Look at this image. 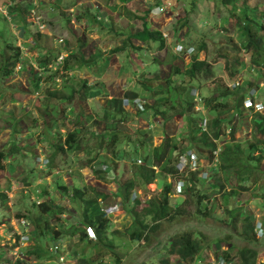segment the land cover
Masks as SVG:
<instances>
[{
    "label": "trees",
    "instance_id": "1",
    "mask_svg": "<svg viewBox=\"0 0 264 264\" xmlns=\"http://www.w3.org/2000/svg\"><path fill=\"white\" fill-rule=\"evenodd\" d=\"M110 1L111 0H106L102 4H109ZM120 1L124 4L127 0H118L114 5L116 10H120L121 8ZM43 2L44 3L40 0H21L10 7L13 15L21 21L25 32H28L26 27H29L34 23L32 22L28 24L27 14H31L32 10L43 8L45 4L48 3L45 1ZM222 2L232 10L231 16L228 17L229 20H231V18L233 19L232 22H230L231 25L229 30H239L240 33L238 36L240 40L242 39L240 44L251 54V65L264 64V3L262 4L260 0H257L255 5L250 3L252 0H223ZM78 3L79 1L74 2V4L65 8H70ZM128 3H132V1H128L127 4ZM37 4L40 5L37 6ZM85 5H87V2L81 0L80 9L83 10L82 13H84L85 10L86 12H90L89 9L91 8L85 7ZM118 5L119 7H117ZM252 6H254L255 9L253 12L251 11ZM150 10L151 9L145 11V14H143L145 16L139 15L140 20L143 22L141 29L131 33H117V45L113 48V52L115 53L122 50H129V60L131 62H133V60L141 59V51L144 49L143 47H145L144 44H147L148 46L151 42L158 43V51H162L166 48L163 57L159 58L157 56L153 59V66L156 65L154 66V70L145 69L142 71L141 80L145 78V82L151 80L165 81V85L162 84L160 85L161 87L152 89V96L146 98V107L144 111H141L138 107L126 106L124 104V98L132 99L142 95L140 91L141 89L151 90V86L146 85L144 81L140 82L138 88L124 89V85H120V90H118L117 94L112 98L107 97V95H109V89L107 87L104 90L102 87L98 88L95 85H89L90 82L99 81V75L96 73L95 69L99 68L100 64L104 67L105 64L103 62H108L109 58H101L103 56L102 51H98L96 54H86L85 47L87 43L85 40L87 34L84 26H82L83 31L80 32L77 37L75 28L73 25H70V30L78 38L80 43L76 47H66L65 51L68 55L65 57L64 62L59 69L63 71L62 77H66L67 79L65 80L70 81H66V83L69 84L70 90L67 92H61L59 89L53 88V91L48 89V91L44 92L43 96L35 97L36 100H39L35 106L39 111L44 124L46 122V124L48 123L51 126V124L60 119H64V113L62 111H57V114L60 112V118L53 117V108L56 106L52 101L53 97H58L60 101L62 100V102H66L70 112L75 113L74 119L69 121L68 126H75L77 128L68 133L72 138L67 142V145H69V148L73 149L74 152L84 151L94 142L96 145L92 147V149L94 150V153L95 150L97 153L89 158V162L91 163L96 159L98 163L107 162L110 166L108 170H103L101 168L95 169V178L97 176L101 180H117L118 176L114 175V172L111 170H117L118 162L124 157V153H126V157L131 160L129 166L133 169V175L124 183L119 182L120 185L116 191L110 192H108V189L106 190L103 183L100 182H97L93 186H91L92 184L90 186H78L76 183H71L73 185L71 187L67 184L60 185V188L64 189V191L70 195V203L73 202L74 204L82 206L83 210L80 222L67 227L68 224L65 225L64 219H62L63 221L60 224L61 229H51L48 217L58 216L59 219L62 218L60 217V214L66 213L65 210L67 205H60L53 201L50 203L47 201L40 202L36 213L28 211V219L35 224L34 233L36 235V243L26 249L25 258L18 257L13 264H31L29 262L30 258L37 260L38 263L36 264H43L45 261L53 262L59 259L60 255L57 254L59 252L49 249V246L47 248L48 238L52 240L49 233L50 231H54L56 236H59L63 232L66 233L69 228L73 229V236L76 235V241L73 242H76L77 244L83 242L92 247V253L87 256L84 253L85 250L83 252V248L81 249V255L76 264H104L105 262L102 257L107 255L109 251L112 252L115 247V241L110 239L111 236L108 234L110 219L104 211H99V208L94 215L91 213V209H93L95 204L98 205V199L100 197L110 199L113 195L122 197V202L125 204V209L128 211L132 223L130 226L126 227L124 232H121L117 228L112 234L116 233L121 234L122 236L128 234L133 240L148 239L150 232L157 231L161 222L165 219L176 220L180 216H185L187 212L186 208L191 201H195L198 205V214L206 216L211 215L212 212L216 214H225L226 221L230 225L229 228H231L232 231L231 233H226L225 239L219 241L220 243L223 242L230 244V250L227 248L222 250L219 249L217 247L219 241L215 239V237H209L202 230H199V228H190L188 231V228H185L182 231L178 230L167 234L166 237L169 247L167 253L160 259L161 264H213L205 263V257H201L202 249L207 245L211 246L215 251L217 261H215L214 264H230L235 258L237 259L236 264H257V255L260 251L257 250L256 247L253 248L251 245L264 244V234L262 237L256 235L255 228L257 217L251 211L246 213L241 212L244 210L241 209L242 205L237 204L238 206L234 208L229 207L228 204L231 202L227 196H234L238 191L234 187L230 191H227L225 184L221 182L219 174L220 172L225 173L226 181L230 184L232 174L239 176V181L247 180L252 177L254 183L264 178V168L261 166V162L264 159L263 113H255V117H253L251 124V126L254 127V134L252 138L246 140V143L238 141L235 138V130L239 125L237 124L233 126L230 124L234 129L230 130L228 133L230 140L228 139L227 145L224 146L220 153V163L219 166L215 168V173H212L207 181H198L196 172H190L189 181L192 182V186L185 187L184 189V193L188 196L187 198H184L180 202L176 196L170 197V193L174 192L172 182L165 181L161 196L148 199L146 201L147 204L141 209L137 208L139 201H137V204L134 206L128 205L133 202L132 193L136 188L145 187L147 184L155 181L157 173L154 166H160L163 161L167 160V165H163V167L168 173H171L172 175L182 174L176 165H168L169 159H167V155L170 151H178L179 154L182 155L189 150V148H195L197 149V152L203 156H205L204 153L207 152L205 157L208 159V162H211L213 160L212 153L213 150L217 148V144L227 140L226 138L228 137L225 136L227 135L228 123L223 125L225 117L229 115V112L235 110V117L239 119H237L238 122L240 123L243 121L242 117L244 116V112L242 105L248 94H250L248 91L239 94V87H233V89L230 87V89L224 83L217 84L216 89L211 91L210 96L203 95L204 105L208 108L210 111L209 114L212 115V117L205 125L207 130H202L203 126L201 121L203 118L199 114V111H196V103H194L190 96L189 87L194 86L198 89V87H201V82L198 81L201 76L204 78H210L214 74L213 69L211 68V63L207 59L208 45L204 42L198 45L196 44L195 47L202 54H199V51H197L194 55L185 54L182 57L185 61L190 63L189 65H186L185 69L180 68L178 65H174L173 63L179 55L171 52L167 38L163 36L161 30L149 25L148 20L150 18ZM101 14L104 18L99 21V25L105 30L113 29L115 22L111 18L107 19V15H109L108 11L102 10ZM80 17L81 16L78 18ZM164 17L165 15L155 17V20L159 23ZM128 18L129 20L138 19V17L133 18L131 15H128ZM92 21H97V18L93 16ZM184 26L185 24L181 22L180 27H182L181 33L183 35L179 30L172 31L175 42L184 38ZM187 32L188 31H186V33ZM81 35H83V37ZM45 37H47V35L43 34L41 30H37V32L34 33V44L29 45V49L33 48L32 50L38 47V55L39 58H41L40 66H47L50 64L56 53L55 51H53V53L47 51L48 48L40 42V39H44ZM183 42L186 43L185 40H183ZM3 46L2 50H0V54L2 55L0 61V79L3 78L7 82L11 80L17 64H24L25 59H27L28 64L29 60L26 56H23L21 47L13 41L6 40ZM63 46L65 47L67 45L64 44ZM232 46L233 51H235L236 54H239L242 49L239 43H234ZM201 55H203V57H201ZM222 57L225 59L229 79L240 80L242 81L241 84L244 85L246 80L241 77V72L243 68L247 66L246 62L240 56H234V59H230L228 55H222ZM103 59L105 61H102ZM161 64L164 65V74L158 70ZM153 66H149V68ZM82 71L86 74L82 75ZM30 73L29 77H31V85L27 87L23 81H19V85L21 88L30 90V93L35 95L36 90L40 88V76L43 75H41V71H36L32 66L30 67ZM79 82H81L82 89H78L77 84ZM12 86L15 87L16 84ZM107 89L108 91H106ZM81 90L85 91L81 92ZM79 92H81L80 94H83L82 99H80L79 102L77 101V103L75 102V99H77L75 95ZM231 97L234 99L232 104L228 102V98ZM90 99L92 100L90 101ZM72 102L77 103L81 107V110H74ZM12 112H15L14 110H10V113L13 116ZM174 115L179 116L181 122H185L188 128L186 137H183L185 135L181 133L179 135H170L167 133L166 127ZM130 116H136L138 118L139 123L138 127H136L137 132H141L144 135V139H146V141L148 139L150 144H152L153 141V138L150 140V138L153 137L152 130L148 129L149 123H151L150 118L158 122L166 133L164 140L160 145L146 146L147 149L145 148V150L147 154L143 158L140 157L141 155L138 152H124L121 149L123 142L128 144V147H131L132 149L134 146L130 144L137 145V142H139L137 139L133 141V138L131 137L133 134L130 130H122V126H119L120 122L124 124L128 121L131 118ZM21 119L24 118H19L17 120L14 119V125ZM232 120L234 121V118ZM10 121L12 122L13 120L11 119ZM35 121H37V119H35ZM90 122H92V128L90 131H84V135L78 137L81 133L80 125L83 124L84 126ZM14 125L12 126L11 124V128H9V133L12 139L10 142V149L8 151L5 149L3 151L2 148L0 149V176L4 175L3 169L5 166H13V168L9 169L10 174H12L13 171L16 172V170L20 169L21 163L19 162V156L24 157L25 155L23 153L25 146L18 140L16 134L18 131V124L15 127ZM26 130L27 128L25 131ZM56 136L57 134L52 141L49 140L50 145L54 146L57 151L65 152L66 144L62 142L61 137L56 138ZM141 143L142 141L139 142V144ZM243 144H245V147H242ZM103 149H106L108 153L103 155L100 152V150ZM255 149L259 150V153L256 155L254 152ZM89 154L91 155L92 153L90 152ZM138 159H141L140 163L138 162ZM4 161L5 165H3ZM17 161L19 163H17ZM262 165L264 166V162ZM39 174L40 177H42L44 172ZM259 174H263V176ZM6 176L9 177L8 174ZM13 179L22 185L26 184L25 182L31 183L27 176L24 177L27 181L19 180V177H14ZM201 183L204 185L211 184V187H213V184L214 186H220V189L218 190H220L224 202H212V207H202V203L207 200L208 194L201 193V190L198 188ZM70 188H72L71 191ZM240 188L247 189L248 187L240 185ZM0 190V200L5 202L8 199L7 192L3 188H0ZM260 196H264V194ZM175 197L177 198V201ZM181 203L184 205H180ZM24 216L25 215L19 213L17 214L18 218ZM216 217L218 218L219 216L217 215ZM219 219L223 221V223L225 222V217L221 216ZM87 225H92L95 228L97 233L96 239L89 238L86 234L85 227ZM235 232L241 239L245 240L247 244L239 247L235 252H232L236 244L230 242L227 238L234 236ZM207 237L208 240H206ZM57 238L58 237H54L53 239L56 240ZM205 243H207L206 246ZM234 249H236V247ZM173 256L178 257V259L172 263L171 257ZM11 261V259L7 260V263H10ZM144 261L145 259L137 262V264H142ZM114 262L120 264L122 263V259H115Z\"/></svg>",
    "mask_w": 264,
    "mask_h": 264
},
{
    "label": "rangeland",
    "instance_id": "2",
    "mask_svg": "<svg viewBox=\"0 0 264 264\" xmlns=\"http://www.w3.org/2000/svg\"><path fill=\"white\" fill-rule=\"evenodd\" d=\"M8 1L12 2L11 4H14L21 0ZM46 1L51 3L50 5L45 4L41 11L44 17L43 34H47V37H45L44 39H40V42L48 48L47 51H51L52 53L53 51H55L56 53L53 58H56V56H58L60 52L59 46H56L58 40V37L56 36H63L66 38L67 46H65L64 49L69 46L76 47L80 43L77 37L78 34L83 31V23L85 21L89 22V24L86 25L88 29L85 30L87 34V38L85 40V42L87 43L85 47L86 54H96L98 53V51H102L103 56L101 58H109L108 62L104 59L102 60L105 61L103 62L105 64L104 67L100 64L99 68L95 69L96 73L99 75V81H94L92 82V84L96 85V87L98 88L102 87L104 88V90L107 87L110 91L108 92L109 95L107 96H109L110 98L117 94V91L120 90V85H124V89H131L133 87L138 88L140 82H145L146 80L145 78L141 80L142 71L138 70H143V68L154 70V66L156 65L153 66V59L157 56L159 58L163 57V54L166 51V48H164L162 51H158V43L155 42H151L148 46L147 44H144L145 47H143L144 49L141 51V59H137L135 61L133 60V62L129 60V50H122L116 53L113 52V48L115 47V45H117V33H131L141 29L143 26V22L142 20H140L139 15H143L146 10L151 9V21L149 22V25L154 28H157L155 26L157 25L165 33H167L166 37H168V43L171 52L179 53V57L176 58L175 62L173 63L174 65H178L180 68L185 69L186 65L190 64L188 61H185L182 58L184 56L182 52L176 51L177 48L175 47V41L173 38L172 31L179 30L181 33V22L185 24V26L183 27V31H185L183 40H185L187 45L194 47L192 53L188 55H194V53L199 51L198 49H195L196 44L198 45L204 42L208 45L207 59L211 63V68L213 69L214 74L210 78H204L201 76L198 79V81L201 82V87H198V89H196L194 86L189 87L190 96L192 97L194 103H196V111H199L201 116H207L208 119L212 117V115L209 114L210 111L208 110V108H203V95L210 96L211 91L216 89L217 84L224 83L225 85H227L228 82L232 81L228 77L225 59L222 57V55H228L230 59H234V56H240L246 62L247 66L244 67L241 72V77L245 79L246 82L244 83V85L239 86L238 93L242 94L245 91L254 93L257 95L258 101L264 102V64L251 65V54L244 49L243 45L240 44L242 39H239V30H229L231 25L230 22H232L233 19L231 18V20H229L228 17L231 16L232 10L222 2L223 0H127L124 4L121 1L119 2L121 5L120 10H116L114 8V5L118 0H111L109 4L106 5L102 4L106 0H85L87 2V5H85V7L91 9H89L90 12H86L85 10L84 13H82L83 10L80 9L81 0ZM78 1L79 3L75 4V7L72 8L74 9V17L70 19L68 14L70 13L71 9L63 8ZM128 1H132V3L127 4ZM256 1L257 0H252V2L250 3L255 5ZM260 2L263 4L264 0H260ZM1 5H3V3H0V50H2V48L4 47L3 44L6 40L13 41L17 45H23V53L25 55H29V57H27L28 59H33L32 62L34 65L30 61L29 63L32 64L35 70L37 69L41 71V75H43L40 76V91L36 93V95H30L31 93L24 91L26 89L21 88V86L19 85V81H23L27 87L31 85V77H29L30 73L27 70L14 73L13 75L16 78H12L5 84L4 81L6 80L3 78L0 79V93L4 88V94L3 96H0V98L3 97L2 101H4L5 106L9 105L10 110H14L15 112H12V116L10 112H8V114H5L7 112L2 113V110L0 109V149L2 148L3 151L4 149L6 151L10 149V142L12 139L9 133V128H11V124L12 126L14 125V119H19L17 117L21 116V118H24L19 120L21 122L18 121L14 125L15 127L18 124V131L16 133L17 138L22 142V145L25 146V149L23 150V153L25 154L24 157L19 156L21 168L16 170V172L13 171L12 174H10L9 169L13 168V166H3L4 175L0 176V188L6 190L8 195V199L5 202H2L0 200V264H13L16 261V257L20 255L21 250H16V246L12 245V243L10 242L9 237L11 232L9 231L11 228H17L16 225L17 221L19 220V218L17 217L18 213L21 215H25L24 217L27 218V220L31 223L30 228L34 229L35 224L28 219V211H30L31 213H36L38 204L44 201H47L48 203L53 201L59 203L60 205L66 204V213L60 214V217L62 218L59 219L58 216H50L48 217L49 223L51 225V229H61L60 224L63 221L62 219H64V224H68L67 227H69L70 225L73 226L74 223L80 222L82 218L83 208L79 204H74L72 201V203H70V195H68V193L65 192L64 189L60 188V185H72L71 183H76L78 186L86 184H92L91 186H93L97 182H100L103 183L106 190L108 189V192L116 191L120 183H124L133 175V169L131 166H129L131 160L128 159L126 157V153H124V157L121 158V161L118 162L117 165L119 173V176L117 175V180H101L97 176L96 178H94L93 173L87 168L86 165L89 163V158L97 153L96 150L94 153V150L92 149V147H94L96 144L94 142L91 143L90 147L84 151L74 152L73 149L69 148L67 142L71 140L72 136H69L68 133L72 131V127H69L68 123L71 119H74L75 113H71L69 108L67 107V103L64 101L62 102V100L60 101L58 97L52 98L53 103L56 104V106L54 107L55 109L53 108L54 113H52L53 117L60 118V112L57 114V111H62L64 113V119L62 120V123L51 124V127L48 123H43L42 117L40 116L39 111L35 106L39 100H36L35 97L43 96L45 91H48V89L53 91V88H57L61 92H67L70 90V87L69 84L66 83V81H70L65 80L67 79L66 77H62L63 71L59 70L62 65L58 69L49 67V65L47 67H41V58H39L37 50L38 47L34 50H32V48V53H30L31 50H29L25 46H29L31 45V43H34L33 37L34 33L37 32V26L34 25L32 28H30V31H28V33H25L23 30H21L22 26L20 21H18V18L13 16V20H11L10 22V19L7 20L4 18V16H2V13L5 14V8ZM167 5L168 8L166 9L165 17L160 20L159 23H157L154 17L158 14L159 7H165ZM117 7H119V5ZM102 10H107L109 13L108 18H111L115 22L113 29L105 30L102 26L98 27L97 21H92L93 16L96 17L95 13L101 12ZM253 10H255L254 6L251 7L252 12ZM77 12L79 13L78 17L81 16L80 18L76 17ZM31 14L32 16L29 18V20L32 19L38 22L39 20L36 18V14ZM128 15H131L133 18L138 17V19L129 20ZM29 20L27 19L28 24L31 23ZM71 23L75 28V31L77 32V37L68 27L71 25ZM16 24H19V27H17ZM186 31L188 32L186 33ZM81 36L83 37V35ZM234 43H239L242 48L239 54H236L235 51H233L232 45ZM1 59L2 55L0 54V61ZM25 62H27V59H25ZM149 66L153 67L149 68ZM25 67L26 65H24L23 69H25ZM158 70L164 74V65L161 64ZM81 74L85 75L86 73L82 71ZM145 83L146 85L151 86V90H140V87L139 90L141 91V94L146 98L152 96V89L161 87L160 85L162 84L165 85V81L163 80H151ZM14 84H16L15 87L12 86ZM90 84L91 82L89 83V85ZM77 85L78 89H82L81 82H79ZM228 88L230 87L228 86ZM16 89L24 90L22 94H10V91H16ZM108 89L106 91H108ZM82 91L84 92L85 90H81V92ZM81 92L75 95L77 97V99H75V102H79L80 99H82L83 93L80 94ZM11 96L14 97L9 98ZM33 99L34 101H32ZM91 100L92 99H90V101ZM233 101L234 99L232 97L228 98V102L230 104H232ZM77 103H73V109L81 110V107ZM243 112V121H241L240 123L238 122L239 119L235 117L234 113L231 115L229 113L230 116L227 115L228 118L224 119L223 125L228 123L227 135H225L227 137L230 130L234 129L233 126L238 124L239 126L235 130V138L238 141H243L246 143V140L252 138L254 134V127H252L251 124L255 115H253V112H249V109H247L246 107L243 108ZM259 113L264 114V110ZM130 117L131 118L128 121H126L125 123L123 122L124 124L120 122L119 126H122V130L128 129L132 132L133 135L131 137L133 138V141L137 139V141L139 142L142 141L143 144H139V142H137L138 144L135 145L132 149L131 147L129 148L125 142H123V144L121 145V149L124 152H138L141 155L140 157L143 158L147 154L145 148L147 149L148 145H160L164 140V136L166 133L165 131H163V129V132H161V125L153 120L152 123L149 124V126L154 127H150V130H152L151 132L153 134V137L150 138V140L153 138V141L152 144H150L148 139L147 141L146 139H144V135L141 132H137L136 127L138 125V118L136 116ZM233 118L234 121L232 120ZM11 119L13 120L12 122L10 121ZM35 119H37V121H35ZM204 121H206V119H204ZM230 124L233 126H231ZM91 125L92 123H88L84 126L83 124H81V133L78 135V137L83 136L84 131H90V129L92 128ZM26 128L27 130L25 131ZM53 131H55L57 136L59 138L61 137L62 142L66 144L65 152L57 151V149L52 150L51 147L47 145L46 139L52 141L55 136L53 134ZM166 131L170 135H179L181 133L185 135L183 137H186L188 128L184 121L181 122L179 116L174 115L168 122ZM42 136L45 138L43 139ZM226 139L227 140L220 143L221 148H224V146L227 145L229 136ZM242 147H245V144H243ZM40 149H42V151ZM54 151H56V155L54 157H50V155L53 154ZM90 152L92 153L91 155L89 154ZM100 152L103 155L108 153L106 149L100 150ZM254 152L256 155L259 153V150L255 149ZM204 154L207 155V153ZM39 157L43 160L37 159ZM44 158H47L48 160L51 159L50 161H53V163H45ZM183 158L184 155H180L178 151L172 150L167 155V159H169L168 165H176V167L182 168L183 164L180 162V160ZM166 161H163L160 166L156 168V172L157 174H159L157 176V179L153 183H150L145 187L138 188L135 200H133V203L128 204L129 206L136 205V200L138 199L139 204L137 205V208L141 209L144 205L147 204L146 201L151 197L161 196L162 186L163 182H165V178L173 182L176 186L178 181L175 180L172 175H168L166 173L167 170L163 167V165H167ZM19 162L17 161V163ZM85 162H87V164ZM263 162L264 159L261 162V166L264 168V166L262 165ZM3 165H5V161ZM54 167H56L58 173H56V169ZM42 172H44V174L42 177H40L39 173ZM7 174L9 175V177L6 176ZM259 175L263 176V174ZM25 176L28 177L31 183L25 182L26 184L22 185L15 179H13L14 177H19V180L27 181L26 179H24ZM219 176L221 177V182L225 184L227 191H230L233 187L238 191L234 196H227V198H229V201L231 202L230 204H228L229 207L234 208L238 205H243L241 209L244 210L241 212L246 213L251 211L257 216L260 221H264V196H260L264 194V178L254 183L252 177L247 180L239 181L240 177L232 174L230 178V184L226 181L225 173L220 172ZM240 185L246 186L248 188L241 189ZM213 187H215L216 189L210 188L208 185H204L203 183H201L198 187L201 190L202 194H208L207 200L202 203V207L204 208L206 206L212 207V202H224V198L220 190H218L220 189V186H214L213 184ZM70 189L72 190V188ZM113 197L115 196L113 195ZM176 197L178 198V201L181 202L182 198H187L188 196L186 195L185 197H181L180 195H177ZM111 199L117 202L116 199L112 197ZM117 199L120 209L110 216L113 224H110V228H108V231L110 229V232H108V234L111 236L110 239L115 241V247L112 252L109 251L107 255H104L102 257L104 262H109L110 259L111 264H117V262H114L115 259H122V263L120 264H137V262H140L143 259H145L146 262L144 261L142 262V264H161L160 259L167 253L169 247L166 237L167 234L173 233L178 230L182 231L185 228H188L187 231L190 230V228H199V230H202L206 235L211 238L215 237V239H217L218 241L225 239V234L231 233L232 231V229L229 228L230 225L227 223L224 213L216 214L212 212V214L208 216L198 214V205L195 203V201H191V203L186 208L187 212L185 216H180L176 220L165 219L161 222L157 231L150 232L148 239L133 240V238L128 234L126 236H122L121 234L116 233L112 234V232L117 229L116 227H118L121 232H124L125 228L128 227L130 222H132L131 218H129L130 216H127L128 211L125 209V204H123L121 198L118 197ZM180 205L184 204L181 203ZM217 215L219 216L218 218L216 217ZM221 216L225 217L224 223L219 219ZM72 230V228H69L66 231L67 234L63 232L59 236H56V233L54 231H50L49 233L52 240L48 238L47 248L48 246L50 248V245L52 244L51 242H53L54 244L55 242L60 241L62 252L57 254L64 255V264L77 263L79 256L81 255L82 248L83 252L85 250L84 253L86 256L92 253L91 246H88L83 242H80L79 244L73 242L76 241V235L73 236ZM90 233L93 235V231H90ZM54 237L58 238L54 240ZM206 240H208V237L206 238ZM227 240L236 244V249H234V247L232 252H235L239 247L247 244V242L241 239L236 234V232L234 236L228 237ZM206 244L207 243H205V246ZM251 246L253 248L256 247L257 250L260 251L257 255V264H262L264 262V244H255ZM217 247L221 250L225 248L229 250L231 249L230 244H226L223 242L220 243V241ZM201 257H205V263L214 264V262L217 261L215 251L209 245L202 249ZM10 259L12 261L10 263H7V260ZM177 259L178 257L176 256L171 257L172 263ZM29 260L31 264L38 263V261L34 258H30ZM236 262L237 259L235 258L230 264H236ZM43 264H61V262H59V260L57 259L53 262L45 261Z\"/></svg>",
    "mask_w": 264,
    "mask_h": 264
},
{
    "label": "clouds",
    "instance_id": "3",
    "mask_svg": "<svg viewBox=\"0 0 264 264\" xmlns=\"http://www.w3.org/2000/svg\"><path fill=\"white\" fill-rule=\"evenodd\" d=\"M36 1V0H35ZM40 1H42V3H44L43 1H45V2H48V1H46V0H40ZM0 3H3V5H1V6H3L4 8H5V14H3L2 13V16H4V18L5 19H7V20H9L10 22H11V20H13V13L11 12V10H10V7L11 6H13V5H15V3L14 4H11L12 2H9L8 0H2V1H0ZM17 3V2H16ZM46 4H50V2H48V3H46ZM158 4H160V3H158ZM40 4H37V6H39ZM75 7V5L74 6H72V7H70V8H63V9H71L70 10V13L68 14V16H69V18L70 19H72L73 17H74V15H73V13H74V9H72V8H74ZM33 8H35V7H33ZM168 8V5L167 6H165V7H162V6H160L159 7V12H158V14L155 16V17H161V16H163V15H165L166 14V9ZM42 8H39V10H35L36 12H35V14H36V18L39 20L38 22H36L35 20H32V19H30L29 20V18L32 16V14H30V13H28L27 14V19L32 23V22H34L33 24H31L29 27H26V29L28 30V31H30V28H32L34 25H36L37 26V30H41L42 32H44V17H43V13H42ZM41 12V13H40ZM150 12H151V10H150ZM31 13H33L32 11H31ZM145 14V13H144ZM77 15H78V12H77ZM95 15H96V18H97V22H98V27H100V22L99 21H101V20H103V18H104V16L101 14V12H96L95 13ZM67 16V15H66ZM143 16H145V15H143ZM77 17V16H76ZM154 17V18H155ZM107 19H109L108 18V15H107ZM106 19V20H107ZM18 21H20V20H18ZM151 21V18H149V20H148V23ZM70 22H71V20H70ZM20 23H21V21H20ZM87 24H89V22H84L83 23V26H84V29L86 30V29H88L87 27H86V25ZM71 25H72V23H71ZM16 26L17 27H19V24H16ZM21 26H22V23H21ZM68 27H70V26H68ZM158 29H160L161 30V32H162V34H163V36L165 37V38H167V42H168V37H166L167 36V33H165L160 27H158V26H156ZM21 30H23L24 32H25V30L23 29V27H21ZM25 33H28V32H25ZM45 35H47V34H45ZM33 37V36H32ZM56 37H58V40H57V47L59 46V48H60V52H59V54H58V56H56V58H54L53 59V61L50 63V64H48L49 65V67H54L55 69H58L62 64H63V62H64V59H65V57L68 55V53L65 51V49H64V44H66V38L65 37H63V36H56ZM33 40H34V37H33ZM32 44H34V43H31V45ZM25 45V44H24ZM159 45V44H158ZM18 46H20L21 47V50H22V48H24V46L23 45H21V44H19ZM28 49L30 48L29 46H27V45H25ZM168 46H169V43H168ZM158 47V46H157ZM175 47L177 48V50L176 51H179V52H182V54H190V53H192V50L194 49V47L193 46H189V45H187L186 43H184L183 42V38L182 39H180L178 42H175ZM178 48H181V49H178ZM170 49V48H169ZM195 49H197L196 47H195ZM29 50H31V49H29ZM157 50H159V49H157ZM171 50V49H170ZM22 53H23V51H22ZM30 53H32V50L30 51ZM173 54H178L179 55V53H173ZM199 54H202L200 51H199ZM61 55H63L64 57H63V59L62 60H58V58L61 56ZM23 56H26V57H29V55H25L24 53H23ZM201 57H203V55H201ZM32 64H33V59L31 58V59H28ZM31 63H29L28 62V64H27V62H25L24 64H22V63H18L17 64V66H16V68L14 69V71H13V74L14 73H17V72H21V71H23V70H27L29 73H30V67L32 66V64ZM24 65H26V67H25V69H23L24 68ZM34 65V64H33ZM47 65V66H48ZM142 65V64H141ZM46 66V67H47ZM29 67V68H28ZM33 67V66H32ZM42 67V66H41ZM140 67V66H139ZM28 68V69H27ZM37 70V69H36ZM145 70V68H143V70H138V71H144ZM38 71V70H37ZM31 74V73H30ZM29 74V75H30ZM12 78H16V77H14V75L12 76ZM11 78V79H12ZM6 83V81H4V84ZM90 85H93L92 84V82H91V84ZM229 87H231L232 89H233V87H239L240 85H242L241 84V81L240 80H232L231 82H228V84H227ZM96 86V85H95ZM33 88V87H32ZM24 90V89H23ZM23 90H19V89H16V91H10V94H16V93H21L22 94V92H23ZM24 91H26V92H29L30 93V90H24ZM40 90L38 89V90H36V92H35V95H36V93H38ZM109 92V91H108ZM28 93V94H29ZM3 94H4V88L1 90V93H0V96H3ZM30 95H33V94H30ZM14 96H11V97H9V98H13ZM108 98H110L109 96H107ZM112 98V97H111ZM2 99H3V97H1L0 98V102H1V107H0V109L2 110V113H5V112H7V113H5V114H8V112H10V106L9 105H6L5 106V103H4V101H2ZM36 99V98H35ZM146 97H144V96H142V95H140V96H138V97H136V98H124V104L126 105V106H134V107H138L141 111H144L145 110V107H146ZM32 101H34V99L32 100ZM2 102H3V104H2ZM197 102V101H196ZM259 103H261L262 104V107H260L259 106ZM247 108V109H249V112H253V115H255V113H259V112H261L262 110H264V102L263 101H258V98H257V95L256 94H254V93H250V94H248V96L246 97V99L244 100V103H243V105H242V108ZM203 108H205V105L203 106ZM8 110V111H7ZM230 113V115L231 114H235L236 112H235V110H233L232 112H229ZM200 114V113H199ZM229 115V116H230ZM17 118H21V116L20 117H17ZM23 118V117H22ZM202 118H203V120L201 121V124H202V126H203V129L206 131L207 130V128L205 127V125H206V123L208 122V120L210 119H208L207 118V116H202ZM226 119L228 118V117H225ZM204 119H206V121H204ZM152 118H150V122L152 123ZM56 123H62V120L60 119L59 121H57V122H55V123H53V124H56ZM90 123H92V122H90ZM138 123H139V120H138ZM151 123H149V124H151ZM228 126V125H227ZM51 127V126H50ZM72 127V131L74 130V129H76L77 127H75V126H71ZM137 127H138V125H137ZM150 127L151 126H149V128L148 129H150ZM151 128H154V127H151ZM160 128H161V132H163L164 131V129H163V127H161L160 126ZM162 129H163V131H162ZM53 134L54 135H56V132L55 131H53ZM58 136H56V138H57ZM42 138L44 139L45 137H43L42 136ZM46 141H47V145H49L50 147H51V149L52 150H54L55 149V147L54 146H52V145H50V142H49V140H47L46 139ZM220 143L221 142H219L218 144H217V148L215 149V150H213V160L211 161V162H208V159H206V155L205 156H202L200 153H198L197 152V150L195 149V148H189V150H187L185 153H183L182 155H184V158L183 159H181L180 160V162L183 164V167L182 168H180V167H178V169L181 171V173L182 174H176V175H172L171 173H168V172H166L168 175L170 174V175H172L174 178H175V180H177L176 182H177V184H176V186H175V184L172 182V188H173V191L174 192H171L170 193V197L172 196H177V195H180L181 197H185L186 196V194L184 193V189H185V187H191L192 186V182L191 181H189V178H190V172H196V175H197V177H198V181H207L208 179H209V177H211V174L212 173H215V171H216V169L215 168H217L218 166H219V163H220V153L222 152V150H223V148H221V145H220ZM130 145H132V146H135V145H133V144H130ZM127 146H128V144H127ZM146 147V146H145ZM195 149V150H194ZM218 149H220L219 150V152L218 153H216L217 151H218ZM41 151H42V149H40ZM55 152L56 151H54L53 152V154H51L50 155V157H54L56 154H55ZM207 153V152H206ZM46 155V154H45ZM192 155H194L195 157L194 158H192ZM37 159H40V160H43L42 158H37ZM51 159H45L44 158V162L45 163H47V164H49V163H53V161L51 162L50 161ZM182 160H183V162H182ZM194 161H195V163H194ZM138 162L140 163L141 162V159H138ZM86 164H87V162H85ZM87 168L93 173V176H94V178H95V175H94V170L95 169H97V168H101V169H103V170H108L109 168H110V166H109V164L107 163V162H103V163H98V161L95 159V160H93L91 163L89 162L87 165ZM158 166H154V168H155V170H156V168H157ZM55 169H56V167H54ZM112 169V168H111ZM112 172H114V175H118L119 176V173H118V169L117 170H111ZM56 173H58V171H57V169H56ZM157 173V172H156ZM159 174H157V176H158ZM156 179H157V177H156ZM155 179V180H156ZM165 181H169L168 179H166L165 178ZM169 182H171V181H169ZM175 182V183H176ZM153 183V182H152ZM150 184V183H149ZM87 185V184H86ZM148 185V184H147ZM146 185V186H147ZM163 185H164V182H163ZM71 186H73V185H69V187H71ZM88 186H90V185H88ZM210 188H213V189H216L215 187H211V184L210 185H208ZM141 188V187H140ZM162 189H163V186H162ZM137 190H138V188H136L135 189V191H133V193H132V201L133 200H135V197H136V195H137ZM70 191H71V189H70ZM71 194V193H70ZM119 198H121V201H122V197L121 196H118ZM118 197H112V198H114V199H116L117 200V202H115L113 199H111V197H110V199H104V198H102V197H100L99 199H98V205L97 204H95L94 205V207H93V210L91 209V213H93V215L94 214H96V212L98 211V208H99V211L100 210H102V211H104L106 214H107V216L109 217V219H110V224H113V222H112V220H111V215H113L117 210H119L120 209V207H119V204H118ZM138 197V196H137ZM151 198H153V197H151ZM184 198H182V200H183ZM131 201V202H132ZM137 201H139L138 199L136 200V204H137ZM241 201H242V199H241ZM133 203V202H132ZM106 204H109V205H106ZM240 204H242V203H240ZM243 206V205H242ZM241 206V207H242ZM127 216H129V215H127ZM257 217V216H256ZM130 218V217H129ZM24 221V222H23ZM132 221V220H131ZM132 222H130L129 223V225L128 226H130V224H131ZM14 224V223H13ZM17 228H15V229H12L11 227V229H10V231L9 232H11L10 233V237H9V240H10V242L12 243V245H14V246H16V250H21V253H20V255L19 256H17L16 257V260H17V258L18 257H20V258H25L26 256H25V251H26V249L28 248V247H30V246H32V245H34L35 243H36V235H35V233H34V229H31L30 228V226H31V223H30V221H28L27 220V218H25V217H21V218H19V220L17 221ZM20 227V228H19ZM109 228H110V225H109ZM116 228H118V227H116ZM263 228H264V221H260L258 218H257V222H256V235L258 236V237H262L263 236V234H264V230H263ZM85 229H86V234L88 235V237L89 238H92V239H96V237H97V233H96V230H95V228L92 226V225H87L86 227H85ZM119 229V228H118ZM120 230V229H119ZM125 230H126V228H125ZM124 230V231H125ZM90 231L92 232L93 231V235L90 233ZM108 232H110V229H109V231ZM94 236V237H93ZM52 244L50 245V248L49 249H51V250H53V251H55V252H59V253H61L62 252V249H61V243H60V241H57V242H55L54 244H53V242H51ZM27 247V248H26ZM25 248V249H24ZM59 262H61V264H64V262H65V257H64V255H60L59 256ZM264 263V262H263ZM76 264V263H75ZM104 264H111V262L109 261H106Z\"/></svg>",
    "mask_w": 264,
    "mask_h": 264
},
{
    "label": "built area",
    "instance_id": "4",
    "mask_svg": "<svg viewBox=\"0 0 264 264\" xmlns=\"http://www.w3.org/2000/svg\"><path fill=\"white\" fill-rule=\"evenodd\" d=\"M32 12H33V13H35L36 11H35V10H32ZM63 57H64V56H63V55H61V56L59 57V60H62V59H63ZM259 106H260V107H262V104H261V103H259ZM219 150H220V149H218V151H217L216 153H218V152H219ZM194 157H195V156H194V155H192V158H194ZM194 163H195V161H194ZM23 222H24V221H23Z\"/></svg>",
    "mask_w": 264,
    "mask_h": 264
},
{
    "label": "crops",
    "instance_id": "5",
    "mask_svg": "<svg viewBox=\"0 0 264 264\" xmlns=\"http://www.w3.org/2000/svg\"><path fill=\"white\" fill-rule=\"evenodd\" d=\"M134 88V87H133ZM132 89V88H131Z\"/></svg>",
    "mask_w": 264,
    "mask_h": 264
}]
</instances>
